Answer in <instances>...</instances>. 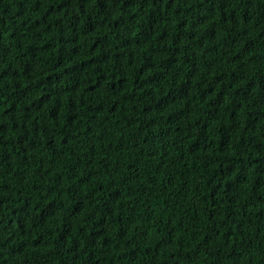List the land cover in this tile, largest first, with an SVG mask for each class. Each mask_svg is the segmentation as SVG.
Listing matches in <instances>:
<instances>
[{"label":"trees","instance_id":"obj_1","mask_svg":"<svg viewBox=\"0 0 264 264\" xmlns=\"http://www.w3.org/2000/svg\"><path fill=\"white\" fill-rule=\"evenodd\" d=\"M0 264H264V0H0Z\"/></svg>","mask_w":264,"mask_h":264}]
</instances>
